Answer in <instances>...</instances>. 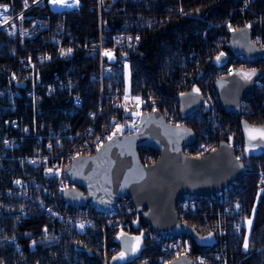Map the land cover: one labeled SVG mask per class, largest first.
Masks as SVG:
<instances>
[{"label": "built area", "instance_id": "2783aa9c", "mask_svg": "<svg viewBox=\"0 0 264 264\" xmlns=\"http://www.w3.org/2000/svg\"><path fill=\"white\" fill-rule=\"evenodd\" d=\"M117 1L79 0L78 6L72 8L53 5L50 0H19L18 6L0 4L9 9L4 14L9 22L0 17V33L10 40L6 45L10 53L0 55V197L40 202V211L52 224L44 227L40 237L29 241L31 249L56 242L63 233L58 224L67 219L79 229L98 225L103 233L102 264H112L114 255L122 252L111 239H118L128 216L139 215L132 199L124 196L111 208L101 209L71 205L63 192L75 185L66 167L76 155L93 153L116 133L134 131L140 120L141 108L131 91V64L124 56L129 50L139 49L141 35L112 30L108 16ZM254 1L242 0V5L246 8ZM82 7L94 15L93 32L81 33L71 24ZM228 25L231 29L232 25ZM120 63L123 86L116 70ZM105 102H110L112 108L124 104L133 109L108 112ZM152 107L156 108V104ZM104 115L106 121L101 119ZM172 117L180 121L176 114L167 120ZM234 148L237 156L245 159L244 145L238 143ZM258 175L255 200L247 215L240 212L242 201L233 193L238 179L215 193L187 194L179 199L178 207L184 214L202 210L216 217L209 253L217 264H229L228 220L231 231L245 237L249 233L264 191V168ZM147 233L158 243L159 251L125 264L143 260L165 264L180 249L193 247V237L188 234L165 235L149 225ZM15 246L20 249L21 244L15 242ZM196 257H192L196 264L204 263L208 254ZM73 262L85 264L77 259Z\"/></svg>", "mask_w": 264, "mask_h": 264}, {"label": "trees", "instance_id": "16d2710c", "mask_svg": "<svg viewBox=\"0 0 264 264\" xmlns=\"http://www.w3.org/2000/svg\"><path fill=\"white\" fill-rule=\"evenodd\" d=\"M19 0H0V4ZM83 8V7H82ZM108 20L113 31H130L141 35L137 51L129 50L125 58L131 64V91L142 110H149L154 104L162 112L179 115V95L190 88L202 91L206 101L181 122L196 132L194 143L184 150L194 155H204L227 139L233 146L244 145V161L247 171L238 178L233 193L242 201V214H250L257 189L258 171L264 168V153L256 147H247L241 131L240 119L245 117L253 124H264V57L237 62L245 67H259L261 78L253 92L245 95L242 112L237 115L223 109L214 86L215 79L228 72L232 63L238 60L229 49V32L242 24L251 26L253 36L264 47V0H255L244 8L242 0H118L109 12ZM71 24L81 33L93 32V13L84 7L71 19ZM223 36L224 38H222ZM225 40V42H224ZM9 38L0 33V55L10 53ZM226 53V60L217 61L220 53ZM245 58V57H243ZM235 59V60H234ZM247 59V58H245ZM251 62L252 65L245 63ZM250 63V64H251ZM120 85L123 86V65L117 66ZM122 76V78H121ZM106 110L121 112L133 108L118 105L112 108L105 102ZM106 115L101 117L106 121ZM101 121V120H100ZM144 163L153 161L159 149L147 145L138 146ZM247 162H246V161ZM40 202L16 197H0V264H102L103 233L98 225L77 228L67 219L58 224L62 236L53 244L31 249L29 241L40 237L44 227L52 223L39 209ZM182 221L192 224L198 231L193 238V247L180 249L194 259L207 253L203 264H217L209 253L212 234L216 232V220L210 211L182 213L176 206ZM229 232V264H264V191H262L253 214L248 237L244 247V234ZM147 222L139 214L128 216L123 230L140 237V257H151L159 251V245L147 233ZM117 245V239H111ZM15 242L21 244L17 249ZM172 255L169 259L177 255ZM121 261L119 264H125ZM201 264V263H198Z\"/></svg>", "mask_w": 264, "mask_h": 264}, {"label": "water", "instance_id": "95a60500", "mask_svg": "<svg viewBox=\"0 0 264 264\" xmlns=\"http://www.w3.org/2000/svg\"><path fill=\"white\" fill-rule=\"evenodd\" d=\"M229 49L249 60L264 57V47L253 39V31L248 24L230 30ZM222 53L220 61L226 60V53ZM242 73L254 74L246 79ZM261 75L262 70L255 66H237L219 75L214 86L223 109L240 115L243 98L254 91ZM178 101L179 114L184 118L200 108L206 97L202 91L190 88L179 95ZM240 126L245 145L264 153V139L259 133H252L256 139L249 137V130L262 129L264 124H253L242 117ZM111 137L95 152L76 155L67 165V175L75 185L64 189L65 200L74 206L108 209L119 198L128 196L147 224L165 235H198L192 224L178 216L176 206L183 195L215 193L245 173L244 163L227 139L221 140L204 155L186 152L184 147L196 141V132L183 122H168L159 108L143 111L136 130ZM140 145L159 149L158 157L144 163L138 152ZM134 240L135 236L126 231L118 238L128 262L140 253V250L133 251ZM118 262L119 259H112V264ZM133 264H150V261ZM166 264L195 263L187 253H180Z\"/></svg>", "mask_w": 264, "mask_h": 264}, {"label": "snow or ice", "instance_id": "6c2138e0", "mask_svg": "<svg viewBox=\"0 0 264 264\" xmlns=\"http://www.w3.org/2000/svg\"><path fill=\"white\" fill-rule=\"evenodd\" d=\"M38 2V0H37ZM50 2L53 4V5H61V6H66V7H69V8H72V7H76L78 6L79 4V0H50ZM2 7V11H0V17H3L4 18V22L7 23L9 22V17L5 16L4 14L7 13L9 11L8 7L5 5V6H0ZM137 40H139V37L136 38ZM129 40H131V37H129ZM72 50L71 49H68V52L70 53ZM106 56H109V58H113L111 53L110 52H106L105 53ZM224 54L221 53L220 56H217L216 59L217 61L220 60L221 56H223ZM254 73H242V75L244 76V78L246 79H250L251 78V75H253ZM194 91H198V89H194ZM137 100L139 99L138 97L136 98ZM138 113H134V115H136ZM122 129H117V131H120ZM253 132H258L259 133V136L261 139H264V128L262 129H251L249 130V137L250 139H256L257 137L255 135H252ZM112 137L110 136L109 139H111ZM51 171V170H49ZM249 225H251V220L248 221ZM81 227H83V225H81ZM137 241L140 240V237H136L135 238ZM248 247V244H247V241H245V248L247 249ZM139 249V244H137V250ZM125 258V253L124 252H121L119 254L118 257H114L113 259H124ZM201 264H203V262H201Z\"/></svg>", "mask_w": 264, "mask_h": 264}, {"label": "rangeland", "instance_id": "374dc122", "mask_svg": "<svg viewBox=\"0 0 264 264\" xmlns=\"http://www.w3.org/2000/svg\"><path fill=\"white\" fill-rule=\"evenodd\" d=\"M236 58H238V60L236 59V62H234V63H232L231 64V66L228 68V69H234L235 67H237V66H241V65H239L238 63L239 62H243V61H248V59H245V58H243V57H241V56H239V57H236ZM235 60V59H234ZM239 61V62H238ZM250 61V60H249ZM238 62V63H237ZM251 62H247V63H245L246 65H252V63L250 64ZM228 72H229V70H228ZM137 102V101H136ZM139 104V103H138ZM157 108V107H156ZM162 113H164V116L166 117V118H168V116L170 117V116H172V115H175V114H173V113H167L166 111L165 112H162ZM179 115H178V119H179ZM180 120H181V118H180ZM176 120L172 117V118H170V121L169 122H171V123H173V122H175ZM246 241H248V237L246 238ZM245 247V246H244Z\"/></svg>", "mask_w": 264, "mask_h": 264}, {"label": "flooded vegetation", "instance_id": "af4514ba", "mask_svg": "<svg viewBox=\"0 0 264 264\" xmlns=\"http://www.w3.org/2000/svg\"><path fill=\"white\" fill-rule=\"evenodd\" d=\"M135 238H136V237H135ZM137 244L140 245V240L137 241V240L135 239V241H134V250H137Z\"/></svg>", "mask_w": 264, "mask_h": 264}, {"label": "bare ground", "instance_id": "6f19581e", "mask_svg": "<svg viewBox=\"0 0 264 264\" xmlns=\"http://www.w3.org/2000/svg\"><path fill=\"white\" fill-rule=\"evenodd\" d=\"M178 254H180V253H178ZM178 254H177V255H178ZM188 255H189V254H188ZM175 256H176V255H175ZM189 256H190V255H189ZM169 260H170V259H168V261H169ZM194 263H195V262H194ZM165 264H166V263H165ZM195 264H196V263H195Z\"/></svg>", "mask_w": 264, "mask_h": 264}]
</instances>
